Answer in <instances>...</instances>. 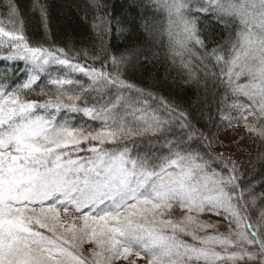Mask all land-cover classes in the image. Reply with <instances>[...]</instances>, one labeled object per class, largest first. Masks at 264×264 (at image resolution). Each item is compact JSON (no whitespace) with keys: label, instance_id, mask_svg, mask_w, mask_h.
<instances>
[{"label":"snow or ice","instance_id":"6c2138e0","mask_svg":"<svg viewBox=\"0 0 264 264\" xmlns=\"http://www.w3.org/2000/svg\"><path fill=\"white\" fill-rule=\"evenodd\" d=\"M141 6L178 79L211 84L224 126L264 145V0ZM85 8L98 46L76 48L32 40L15 0L0 2V58L26 74L0 84V264H264V194L244 185L231 144L199 130L211 106L135 83L134 53L105 45L102 0ZM32 10L47 29L46 6ZM201 19L215 21L219 39L202 35ZM257 159L264 165V152Z\"/></svg>","mask_w":264,"mask_h":264},{"label":"trees","instance_id":"16d2710c","mask_svg":"<svg viewBox=\"0 0 264 264\" xmlns=\"http://www.w3.org/2000/svg\"><path fill=\"white\" fill-rule=\"evenodd\" d=\"M34 2L35 0H15L24 21L25 31L32 40H43L47 34L54 38L57 44L73 45L76 48L91 47L94 44L98 46V37L92 26L95 10L85 8L88 0H40L47 8V29L39 12L32 10ZM102 3L103 12L108 14L112 21L111 30L106 31L103 37L108 52L116 55L127 51L134 53L128 70L129 78L141 87L149 88L182 106L191 108L195 105L198 109L202 107L205 112L211 106V119L205 117L197 125L201 132L212 133L218 126H224L218 125L225 122L216 112V90L212 89L211 84L207 92L202 88L183 84L165 59L159 43L153 42L149 37L145 22L151 27L154 13L151 10L145 12L141 6L147 4L148 0H102ZM117 20L120 21L119 25L116 23ZM214 23L215 21L210 23L201 19L198 27L202 35L219 39L220 32L218 28H213ZM1 71L7 73L4 67H1L0 74H3L2 77H8L0 78V84H12L20 79L18 71L10 74ZM196 114L198 115V111ZM251 142L253 164L241 168V172L244 174L245 186L254 181V194L259 198L264 194V165H261L257 157L260 152H264V145L258 140ZM257 204H260L259 199Z\"/></svg>","mask_w":264,"mask_h":264},{"label":"rangeland","instance_id":"374dc122","mask_svg":"<svg viewBox=\"0 0 264 264\" xmlns=\"http://www.w3.org/2000/svg\"><path fill=\"white\" fill-rule=\"evenodd\" d=\"M14 62L18 63L19 65L16 66L17 64H14ZM1 67H4V70L7 71H1L4 74H10V73H15V71H18L20 73V79L23 80L26 78V74L24 73V68L25 65L22 61H13V60H8L4 58H0V69ZM3 74H0V78L5 79L6 77H2ZM85 79V78H84ZM17 81V80H16ZM218 125H224L223 123L218 124ZM243 129L238 128L235 126L232 127H225V126H218L214 132L212 133H205L206 135H209L210 138L214 141H222L224 143H229L231 144V147L226 148L225 152L226 154L230 155L231 158L237 162L238 167L245 168L246 165L248 166L251 163L252 166V161L254 160L253 153H252V147H251V140L249 139V136L247 133H244L242 135ZM195 146V145H194ZM213 151H219V149H213ZM249 161V162H248ZM202 220L208 221V222H214V223H220L223 224L225 221L222 220L221 217L211 215V214H206L201 216ZM224 228L219 229V231H224ZM90 245H84L85 250L89 248ZM118 264H125L123 260L119 261ZM137 264H144L143 260H138Z\"/></svg>","mask_w":264,"mask_h":264}]
</instances>
